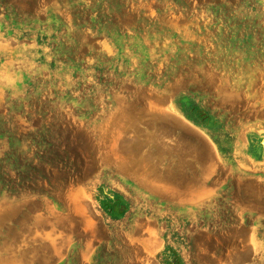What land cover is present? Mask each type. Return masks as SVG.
<instances>
[{
	"label": "rangeland",
	"instance_id": "rangeland-1",
	"mask_svg": "<svg viewBox=\"0 0 264 264\" xmlns=\"http://www.w3.org/2000/svg\"><path fill=\"white\" fill-rule=\"evenodd\" d=\"M0 264H264V0H0Z\"/></svg>",
	"mask_w": 264,
	"mask_h": 264
}]
</instances>
